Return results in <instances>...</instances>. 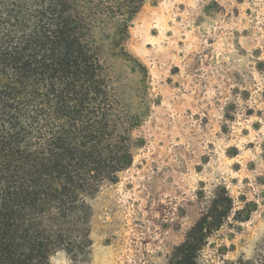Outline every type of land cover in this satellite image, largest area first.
I'll list each match as a JSON object with an SVG mask.
<instances>
[{"label": "rangeland", "instance_id": "obj_1", "mask_svg": "<svg viewBox=\"0 0 264 264\" xmlns=\"http://www.w3.org/2000/svg\"><path fill=\"white\" fill-rule=\"evenodd\" d=\"M99 43L137 148L91 201L78 264H167L222 188L234 210L256 207L212 235L199 264L250 258L264 238V0H146L120 48Z\"/></svg>", "mask_w": 264, "mask_h": 264}, {"label": "trees", "instance_id": "obj_2", "mask_svg": "<svg viewBox=\"0 0 264 264\" xmlns=\"http://www.w3.org/2000/svg\"><path fill=\"white\" fill-rule=\"evenodd\" d=\"M145 2L0 0V264L89 257L91 201L137 148L99 37L120 48ZM245 207L216 190L167 264H199L211 236L256 205ZM227 264H264V238L250 258Z\"/></svg>", "mask_w": 264, "mask_h": 264}]
</instances>
